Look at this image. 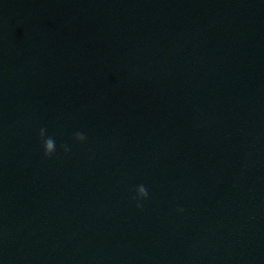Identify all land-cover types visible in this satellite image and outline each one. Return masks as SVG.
Returning <instances> with one entry per match:
<instances>
[{
    "label": "water",
    "instance_id": "obj_1",
    "mask_svg": "<svg viewBox=\"0 0 264 264\" xmlns=\"http://www.w3.org/2000/svg\"><path fill=\"white\" fill-rule=\"evenodd\" d=\"M0 264H264V0H0Z\"/></svg>",
    "mask_w": 264,
    "mask_h": 264
},
{
    "label": "clouds",
    "instance_id": "obj_2",
    "mask_svg": "<svg viewBox=\"0 0 264 264\" xmlns=\"http://www.w3.org/2000/svg\"><path fill=\"white\" fill-rule=\"evenodd\" d=\"M45 132L46 129L41 128L40 129V137L42 139V147L44 150V155L45 156H50L53 152H55L56 150V145H55V141L51 136H48L47 138H45ZM74 139L78 140V141H83L85 139V136L83 133L81 132H75L74 133ZM62 147H64L65 151H67V147L62 145ZM149 195L146 187L141 184V185H137L136 187V196H133L132 199L133 200H138L139 198H147ZM137 207H140V204H137Z\"/></svg>",
    "mask_w": 264,
    "mask_h": 264
}]
</instances>
